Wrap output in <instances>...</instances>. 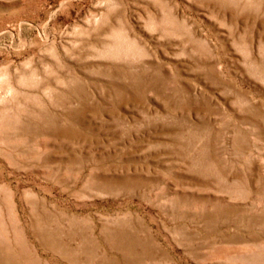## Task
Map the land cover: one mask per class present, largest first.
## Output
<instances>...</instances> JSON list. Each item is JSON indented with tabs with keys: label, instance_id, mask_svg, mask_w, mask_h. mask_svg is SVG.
<instances>
[{
	"label": "rangeland",
	"instance_id": "1",
	"mask_svg": "<svg viewBox=\"0 0 264 264\" xmlns=\"http://www.w3.org/2000/svg\"><path fill=\"white\" fill-rule=\"evenodd\" d=\"M0 80V264H264V0H0Z\"/></svg>",
	"mask_w": 264,
	"mask_h": 264
},
{
	"label": "bare ground",
	"instance_id": "2",
	"mask_svg": "<svg viewBox=\"0 0 264 264\" xmlns=\"http://www.w3.org/2000/svg\"><path fill=\"white\" fill-rule=\"evenodd\" d=\"M235 6V5H234ZM119 20H120V18H119V15L118 14H115L114 16H111V14L110 13H107V12H105V13H101V15L99 16V18H95V24L99 21V25H98V28H96V30H97V32H96V34H95V36H96V38H100V37H110L111 35H114L115 34V32L116 31H118L119 29H120V27H119ZM88 25V24H87ZM92 32V31H91ZM122 34V33H121ZM115 36V35H114ZM124 37V36H123ZM122 37V38H123ZM96 38H94V39H96ZM106 40V39H105ZM126 40V39H125ZM128 41V40H127ZM132 41V40H131ZM80 43V42H79ZM103 43H105V42H103V41H98V42H95V41H93V42H90V43H88L87 44V46L88 47H90V48H92V49H100V48H102L101 49V51L99 52V55L101 54V53H103L102 51L104 50L105 51V48H106V46L108 45V44H106V45H104ZM81 45H83V44H81ZM111 49V48H110ZM108 50V49H107ZM112 51V50H111ZM106 52V51H105ZM107 53H109V52H107ZM112 53V52H111ZM121 54V52H114V54H111L112 56H113V58L115 59V60H121L122 59V56L120 55ZM93 57V56H95V55H92L91 54V56H90V54L89 55H87V57ZM124 58V57H123ZM128 60V59H127ZM118 62V61H117ZM90 67H96V68H103L104 67V65L103 64H96V65H94L93 64V66L92 65H90ZM71 68V67H70ZM69 68V69H70ZM72 69V68H71ZM58 75V74H57ZM8 79V78H7ZM66 79V81H69L70 80V78H65ZM54 80V79H53ZM1 81V80H0ZM59 81V80H58ZM20 82H21V80H20ZM6 83V82H5ZM59 83V82H58ZM25 84V83H24ZM44 83H42V85H43ZM1 85H2V83H1ZM4 85V84H3ZM7 85V84H6ZM41 85V86H42ZM61 85V84H60ZM1 87V86H0ZM21 87V86H20ZM45 88V87H44ZM52 88V87H51ZM48 90H49V88H47ZM10 90V89H9ZM44 90V89H43ZM73 92H75V90L73 91ZM12 93H14V94H21V90L19 89V88H15L14 89V91L12 92ZM24 94V93H23ZM18 95V96H19ZM26 95V94H25ZM66 95V94H65ZM33 96V95H32ZM58 101V100H57ZM51 102V101H50ZM19 106V105H18ZM3 109V108H2ZM15 109H16V107H15ZM33 115H35V114H33ZM15 118V117H14ZM8 119V118H7ZM9 119H11V118H9ZM13 119V118H12ZM7 122V121H6ZM6 124V123H5ZM18 124V123H17ZM5 127V126H4Z\"/></svg>",
	"mask_w": 264,
	"mask_h": 264
}]
</instances>
